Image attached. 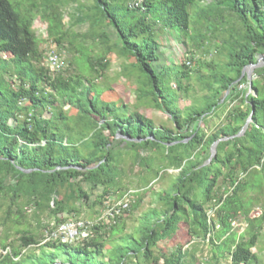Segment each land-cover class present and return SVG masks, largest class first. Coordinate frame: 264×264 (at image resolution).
<instances>
[{
    "label": "trees",
    "instance_id": "trees-1",
    "mask_svg": "<svg viewBox=\"0 0 264 264\" xmlns=\"http://www.w3.org/2000/svg\"><path fill=\"white\" fill-rule=\"evenodd\" d=\"M136 1L91 0L76 19L90 24V35L103 50L77 61L101 76L111 65L110 53L132 58L131 73L142 85L139 98L173 118V129L156 127L139 111L120 113L115 102L101 99L81 68L67 75L73 65L67 59L66 67L50 72L34 23L40 15L49 40L64 51L59 0L19 5V10L9 0H0V202H8L0 219V249L6 251L0 253V264H192L187 252L194 239L206 242L210 252L209 259L196 264H260L254 249L264 221V64L254 69L250 88L246 76L238 79L245 66L264 61V0H212L201 7L199 19H220L229 11L239 24L215 45L226 51L227 62L220 67L196 59L193 52L174 70L157 64L155 27L184 29V35L206 48L207 37L191 34V9L200 0H142L138 7ZM203 68L210 72L196 77L197 89L185 84ZM173 82L190 101L175 115L164 106ZM65 108L76 112L69 115ZM250 114L244 133L237 136ZM216 141V153L208 162ZM125 156L146 185L154 180L152 172L159 174L156 161L177 170L171 186L158 195L163 206L143 214L134 231L111 241L110 228L136 209L139 199L115 222L95 224L87 239L45 240L46 231L82 218L83 209L92 213L87 219H94L108 202L130 190L122 180ZM199 188L203 201L193 196ZM115 193L119 198L111 200ZM258 206L263 207L255 217ZM31 211L47 212L39 224L44 232L18 228ZM243 221L245 231L234 229L233 222ZM180 228L186 241L173 249L162 247ZM108 243L114 247L109 258Z\"/></svg>",
    "mask_w": 264,
    "mask_h": 264
},
{
    "label": "rangeland",
    "instance_id": "rangeland-1",
    "mask_svg": "<svg viewBox=\"0 0 264 264\" xmlns=\"http://www.w3.org/2000/svg\"><path fill=\"white\" fill-rule=\"evenodd\" d=\"M9 1L15 6L17 10H19L20 7L27 8L33 3L38 4L40 2V0ZM59 1L60 3L57 5L56 12L63 14V23L65 26L64 29H66V37L63 42L66 44V47L64 48V51L63 49H57L56 46L55 48L63 52L65 59H67V61H71L73 64H70L71 68L66 71L67 75L71 74L72 70H75L76 73V71L80 70L81 68V72L95 84V88L100 92L101 99L104 101L115 102L116 105L120 107V113L124 114L131 111H139L150 118L156 127L173 129V118L169 117L166 112L156 109L146 98H139V91L141 90L142 85L138 81L136 75L131 73L132 69L129 67V63L133 61L132 58L125 59L123 57L116 56L114 53H110L108 56L111 59V65L109 66V69L101 76H96L95 73H90V70L85 66L84 61H82L81 64H79L80 62L78 63L77 59L81 55L93 58L97 52L103 50L101 49L100 45L92 39L90 32H92L93 29H91L90 24L88 22L79 23L76 19L78 14H80L82 11L85 12L87 7L91 5V0ZM211 1L212 0H200L199 4L195 7H192L191 9V34L198 33L204 35L210 40V44H207L204 50L198 47L197 44H200L199 42L193 40L188 35H184L186 33L184 29L176 28V30H173L157 25L155 27V32L156 37L160 42V60L157 63L158 65L167 68L168 70H174L183 61L184 56H187L188 53L193 52L197 54L195 56H199L196 59L214 62L220 67H222V65L227 62L226 51L216 49L215 45H217L223 38L227 36L229 28H237L239 24L229 11H225L223 14L224 18L220 17V19H216L209 17V19L206 20L199 19V14L201 11L200 8L204 6L206 8V4L210 3ZM226 21L227 23H224ZM34 26L37 35L42 40L41 46L43 48L46 49L48 44H55L49 40L46 32L47 23L41 19L40 15L36 16ZM208 28H211L212 30H209ZM206 50L208 51L206 52ZM204 68L201 69L199 73L193 72L191 74V78L184 81L185 84L192 85L195 89H197L198 78L196 77L198 75L205 77L208 75L207 72H210L209 69ZM215 69L219 68L215 66ZM190 92L193 91L190 90ZM189 102L190 101L185 99L184 95H182V93L176 88L175 82H173L172 85H170V89L168 90V98L166 102H164L165 108L169 109L173 115L180 114L183 108L189 104ZM65 109L69 115H74L76 112L74 109ZM125 158L126 160L123 164L124 173L122 176L124 187L133 191H138L137 193H139V195H136V197L134 196V198L132 196V201L134 199H139V205L136 209L130 210L129 214L124 217V219L121 220V222H119L115 228H110L107 237L110 238L108 239L109 241L119 238L124 232L134 231L143 214L151 209L160 208L163 206V203L160 201L158 195L161 191L171 186L175 180L173 175L177 172V170L173 168H162L163 166L158 161H156L154 162V167L155 169H158L157 172H159V174H154L152 172V178L154 177V180L150 184L146 185L144 180H142L138 167L133 165L129 156H125ZM148 177H150V175L145 176V178ZM250 178L253 179L254 176H250ZM219 191H222V187L219 189ZM118 196L119 193H115L110 197L111 200H113L114 198H119ZM193 196L194 199L203 201V190L201 188L196 189L193 193ZM23 202L25 201L23 200ZM261 203L263 204L264 200H261ZM7 205V200L0 202V219L4 216ZM260 207L261 206L255 208L257 209ZM256 209L253 210L255 217L260 214V211H255ZM46 215V211L38 212L37 215H35L32 211L28 212L26 213L25 220H22L24 225L18 226V228L29 227L33 231L40 234L44 229H40L39 224L41 222H45ZM91 215L92 213L88 208L83 209V213L81 214L82 218L85 219ZM91 219H93V217L90 218V220ZM8 225L13 226L11 223ZM245 227L246 223L243 221L242 227L240 226L238 228L241 232H243L245 231ZM115 230H119V232L116 233ZM1 235L2 234L0 233V239ZM186 239L187 238L184 235L183 228H180V231H177L173 238L163 242L161 246L168 249H173L175 248L176 243L180 242L179 244H181L186 241ZM108 244L110 245V243ZM161 246L158 248V250L156 249L157 254L159 250L163 249ZM254 251L258 255L260 264H264V221L260 225ZM105 254L108 258L109 256H112L114 254V247L110 245L109 251H106ZM187 254V262L193 260L192 264H196L197 261L199 262L203 258L209 259V246L206 244V242H203L200 239H194L191 241L188 247ZM226 262L229 263V260H226Z\"/></svg>",
    "mask_w": 264,
    "mask_h": 264
},
{
    "label": "built area",
    "instance_id": "built-area-1",
    "mask_svg": "<svg viewBox=\"0 0 264 264\" xmlns=\"http://www.w3.org/2000/svg\"><path fill=\"white\" fill-rule=\"evenodd\" d=\"M142 4V0H137L133 5L138 7ZM191 60H187V64H190ZM45 65L49 68L50 72L55 74L56 72L62 70L66 67L65 56L63 52L57 50L54 44H48L45 49ZM135 191L128 190L122 198L114 201L108 202L103 212L98 214L94 219H84V218H72L65 222L60 223L54 229L45 232L46 239H60L63 242H76L87 239L91 235L92 227L98 222L111 223L123 213V211L130 209L132 201V196L134 198ZM258 209V210H257ZM256 211H260L257 208ZM212 212L209 211V216ZM234 229L239 230L238 227H242L243 222H233ZM218 227V225H217ZM216 227V228H217ZM239 232H241L239 230ZM1 252H6L2 251ZM204 264V263H202Z\"/></svg>",
    "mask_w": 264,
    "mask_h": 264
},
{
    "label": "water",
    "instance_id": "water-1",
    "mask_svg": "<svg viewBox=\"0 0 264 264\" xmlns=\"http://www.w3.org/2000/svg\"><path fill=\"white\" fill-rule=\"evenodd\" d=\"M264 64V61H259L258 63L256 64H249L247 66H245L243 69H242V73H241V76L238 80H240L243 76H246V79H247V83L249 84V88L251 87V82H252V73L254 71V69L258 66H262ZM251 92V89L248 90V93ZM252 114V113H251ZM251 114L250 116L247 118L245 124L243 125V127L240 129V131L237 133V136L239 135H242L246 129V127L248 126L249 122L251 121ZM118 136H120V134H118ZM127 139H129L127 137ZM216 145H217V141L214 142L210 148V156L208 158V162L212 159V157L215 155L216 153Z\"/></svg>",
    "mask_w": 264,
    "mask_h": 264
},
{
    "label": "bare ground",
    "instance_id": "bare-ground-1",
    "mask_svg": "<svg viewBox=\"0 0 264 264\" xmlns=\"http://www.w3.org/2000/svg\"><path fill=\"white\" fill-rule=\"evenodd\" d=\"M136 1V0H135ZM111 3V2H110ZM125 4V3H124ZM216 4V3H215ZM216 6V5H215ZM133 7V6H132ZM113 8V7H112ZM116 8V7H115ZM129 8V7H128ZM190 10V9H189ZM29 11V10H28ZM31 13V12H30ZM131 13V12H130ZM135 13V12H134ZM118 14V13H117ZM144 15V14H143ZM134 16V15H133ZM140 16V15H139ZM97 17V16H96ZM129 17V16H128ZM132 17V16H131ZM31 18H32V16H31ZM127 19V18H126ZM108 26V25H107ZM106 26V27H107ZM105 27V26H104ZM104 29V28H103ZM106 31V30H105ZM103 33V32H102ZM155 37V36H154ZM61 39V38H60ZM56 40V39H55ZM60 42V41H59ZM54 43V42H53ZM159 43V42H158ZM58 44V43H57Z\"/></svg>",
    "mask_w": 264,
    "mask_h": 264
}]
</instances>
